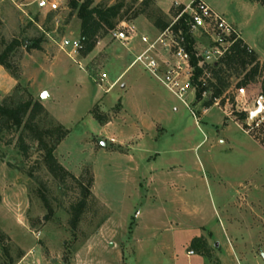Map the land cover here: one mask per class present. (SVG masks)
Wrapping results in <instances>:
<instances>
[{
    "label": "rangeland",
    "instance_id": "rangeland-1",
    "mask_svg": "<svg viewBox=\"0 0 264 264\" xmlns=\"http://www.w3.org/2000/svg\"><path fill=\"white\" fill-rule=\"evenodd\" d=\"M94 1H125L120 23L135 26L143 47L161 32L146 14L135 17L143 0ZM173 1H162L165 12L155 0L171 23ZM205 1L242 31L262 70L241 86L248 70L231 72L219 106L193 93L186 105L141 64L128 68L138 50L113 30L91 53L83 43L63 49L64 39L81 40L70 0L52 14L34 0H0V53L12 49L11 70L0 65V103L16 92L40 101L41 126L70 132L54 154L78 179L61 181L38 142L26 138L25 151L20 132H4L0 264H264V111L250 120L264 105V0ZM81 183L92 196L73 225Z\"/></svg>",
    "mask_w": 264,
    "mask_h": 264
},
{
    "label": "trees",
    "instance_id": "trees-1",
    "mask_svg": "<svg viewBox=\"0 0 264 264\" xmlns=\"http://www.w3.org/2000/svg\"><path fill=\"white\" fill-rule=\"evenodd\" d=\"M70 7L73 11H77V15L81 20V41L84 47V53H91L99 39L111 30H115L121 20L129 13V10L124 11L125 1H119L111 5L95 4L94 0H70ZM143 8L135 12V17L141 13L147 15L148 18L154 21V26L161 31L165 30L171 23L168 16L155 6V0H143ZM185 5H174V15L177 16ZM51 11L50 14H52ZM184 15L176 28H181L184 31L188 41L192 44L194 39L187 34L188 24ZM189 46L191 49L192 46ZM35 45L33 43L31 46ZM11 48L5 49L0 53V65L11 70ZM192 63L195 66L194 83L197 87L196 99L205 101L206 105H210L215 97L222 95L231 87L229 78L231 72L242 71L248 72L239 86L248 85L260 76V63L258 56L254 50L240 39L232 47L230 53H227L218 64L213 67V76L205 82H199L198 79L202 76L203 70L198 67V60L192 56ZM261 70V71H260ZM262 92L264 98V78L261 81ZM207 91L211 93L209 100H205L203 93ZM45 108L43 104L33 98L25 99L23 96H18L17 92L6 98L3 103H0V140L3 138L4 132H20V142L22 148L26 151L30 146L26 144V138L36 141L39 148L44 152V161L48 170L61 181L69 177L76 179L71 172L66 170L58 161L54 152L58 145L68 136L69 130L62 125L56 128H43L40 123L41 116L44 114ZM94 117L101 123L107 122L106 116L97 111H93ZM82 187V198L71 206V223L76 225L83 213L86 211L89 199L92 196V191L88 186L80 184ZM202 249L207 248V244H201Z\"/></svg>",
    "mask_w": 264,
    "mask_h": 264
},
{
    "label": "built area",
    "instance_id": "built-area-1",
    "mask_svg": "<svg viewBox=\"0 0 264 264\" xmlns=\"http://www.w3.org/2000/svg\"><path fill=\"white\" fill-rule=\"evenodd\" d=\"M34 1L40 9H49L50 11L59 9L58 0ZM184 15L188 16L186 19L189 27L187 34L195 40L192 44L188 41L183 29L176 28ZM112 37L123 45H128L138 37V32L134 25L122 22L118 28L113 30ZM240 39H243L242 31L229 22L223 14L214 10L203 0H193L185 5L165 30L159 32L153 41L143 47L135 56L131 66L141 64L188 105L186 96L193 93L196 98L197 92L194 83L196 68L192 63V56L197 58L198 67L203 70L198 81L205 82L208 78H212L214 65L218 64L227 53H230L232 47ZM145 40L150 41L149 37H145ZM190 44L191 49L189 48ZM62 48L77 52L82 48V42L78 39H64ZM209 94L211 93L205 91L203 97H207ZM246 94V87L242 86L237 89V98L245 97ZM221 99L222 97H215L213 104L219 106ZM207 110L205 108V111ZM192 113L197 117L195 111ZM189 254H194V251H190Z\"/></svg>",
    "mask_w": 264,
    "mask_h": 264
},
{
    "label": "crops",
    "instance_id": "crops-1",
    "mask_svg": "<svg viewBox=\"0 0 264 264\" xmlns=\"http://www.w3.org/2000/svg\"><path fill=\"white\" fill-rule=\"evenodd\" d=\"M162 1L163 0H158V2H159V6L162 8V10L163 11H165V12H167L168 10H165L164 9V7L162 6ZM203 1H205V0H203ZM206 2V1H205ZM207 3V2H206ZM175 4H177V5H180V4H185V3H183V2H181V1H177V0H174L173 2H172V4H171V6L173 5H175ZM208 4V3H207ZM209 5V4H208ZM210 6V5H209ZM211 7V6H210ZM133 43H135V49H137L138 50V53L143 49V45H141L139 42H137V40L135 39V40H133L132 41ZM246 44H247V42H246ZM249 45V44H248ZM250 47H252V46H250ZM252 49H254L253 47H252ZM255 50V49H254ZM258 53V52H257ZM259 54V53H258ZM260 55V54H259ZM260 58H262L261 57V55H260ZM133 62V61H132ZM132 62H131V64H132ZM131 64L129 65V67L128 68H130L131 67ZM122 76H123V73L122 74H120L117 78H116V80L114 81V82H117V81H120L121 80V78H122ZM128 87V85L126 84V83H124V84H122V88H124V89H126ZM251 112H253V111H251Z\"/></svg>",
    "mask_w": 264,
    "mask_h": 264
},
{
    "label": "water",
    "instance_id": "water-1",
    "mask_svg": "<svg viewBox=\"0 0 264 264\" xmlns=\"http://www.w3.org/2000/svg\"><path fill=\"white\" fill-rule=\"evenodd\" d=\"M264 111V105H260L257 110L251 112L250 114V120L253 121L256 117H258L260 115L261 112ZM219 245V243H217V246Z\"/></svg>",
    "mask_w": 264,
    "mask_h": 264
}]
</instances>
